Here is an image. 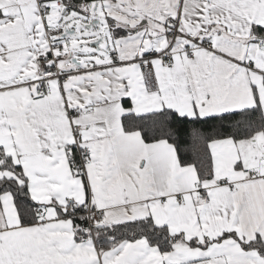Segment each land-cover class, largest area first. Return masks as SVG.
<instances>
[{
  "label": "snow or ice",
  "instance_id": "snow-or-ice-1",
  "mask_svg": "<svg viewBox=\"0 0 264 264\" xmlns=\"http://www.w3.org/2000/svg\"><path fill=\"white\" fill-rule=\"evenodd\" d=\"M0 264H264V0H0Z\"/></svg>",
  "mask_w": 264,
  "mask_h": 264
}]
</instances>
